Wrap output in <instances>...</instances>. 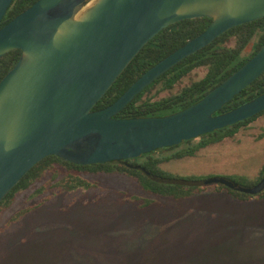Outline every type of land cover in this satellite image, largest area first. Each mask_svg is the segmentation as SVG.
<instances>
[{
  "label": "water",
  "instance_id": "95a60500",
  "mask_svg": "<svg viewBox=\"0 0 264 264\" xmlns=\"http://www.w3.org/2000/svg\"><path fill=\"white\" fill-rule=\"evenodd\" d=\"M14 0H0V27ZM39 0L0 29V59L22 51L0 83V205L44 159L79 166L138 159L235 126L264 112V94L222 109L264 74V46L198 103L172 115L117 119L137 96L230 30L264 19V0ZM213 23L145 73L112 106L98 103L140 52L184 20ZM138 168V167H137ZM163 182L191 188L222 185L256 196L227 179Z\"/></svg>",
  "mask_w": 264,
  "mask_h": 264
},
{
  "label": "rangeland",
  "instance_id": "374dc122",
  "mask_svg": "<svg viewBox=\"0 0 264 264\" xmlns=\"http://www.w3.org/2000/svg\"><path fill=\"white\" fill-rule=\"evenodd\" d=\"M210 138L184 143L181 150L197 147V154L172 161L166 175L197 182L227 179L250 187L259 183L264 117L235 141L204 147ZM99 182L91 192L55 193L39 211L11 224L12 213L44 200L31 201L32 192L20 196L0 219V264H264V202L240 204L226 190L216 193L215 186L175 201L144 195L126 178ZM134 197L153 204L145 207Z\"/></svg>",
  "mask_w": 264,
  "mask_h": 264
},
{
  "label": "trees",
  "instance_id": "16d2710c",
  "mask_svg": "<svg viewBox=\"0 0 264 264\" xmlns=\"http://www.w3.org/2000/svg\"><path fill=\"white\" fill-rule=\"evenodd\" d=\"M37 1L39 0H14L0 29L32 7ZM212 23L213 20L210 18L184 20L163 30L140 52L94 110L99 111L112 106L145 73L200 36ZM263 46L264 19L236 27L155 81L116 118L143 119L178 113L201 101L207 94L250 61ZM249 47H251V52L246 54ZM21 56L22 51H14L0 59V83L18 64ZM201 71L203 75L200 77L199 72ZM185 82L189 83L184 85ZM163 93L166 96L162 97ZM262 94H264V74L226 105L217 115L239 108ZM262 117H264V112L235 126L205 135L201 138H211L203 142V146L208 145L211 147L222 144L224 141H235L240 133L247 131ZM190 142L192 141L185 142V144ZM182 145L162 149L138 159L102 165L79 166L57 157H48L33 168L1 203L0 219L6 216L15 206L20 196L27 193L32 192L31 201L39 198L44 200L36 205L21 208L12 213L11 218H9L11 224L21 223L24 219L39 211L55 193L98 190L100 188L99 179L111 176L133 181L144 195L169 198L175 201L192 199L197 195V192H205L208 187H181L163 182L165 179H171L166 175L165 167L172 161H181L193 157L199 150L197 147L181 150ZM158 152H173V155L157 158L155 155ZM263 176L264 169L260 180ZM241 186L250 187L243 184ZM225 190L231 198L237 200L240 204L264 202V192L251 196L229 190L222 185L215 186L216 193L221 194ZM134 199L143 201L145 207L153 204V201L142 197H134Z\"/></svg>",
  "mask_w": 264,
  "mask_h": 264
},
{
  "label": "bare ground",
  "instance_id": "6f19581e",
  "mask_svg": "<svg viewBox=\"0 0 264 264\" xmlns=\"http://www.w3.org/2000/svg\"><path fill=\"white\" fill-rule=\"evenodd\" d=\"M93 3H90L87 8L91 7Z\"/></svg>",
  "mask_w": 264,
  "mask_h": 264
},
{
  "label": "flooded vegetation",
  "instance_id": "af4514ba",
  "mask_svg": "<svg viewBox=\"0 0 264 264\" xmlns=\"http://www.w3.org/2000/svg\"><path fill=\"white\" fill-rule=\"evenodd\" d=\"M221 115V114H220Z\"/></svg>",
  "mask_w": 264,
  "mask_h": 264
}]
</instances>
